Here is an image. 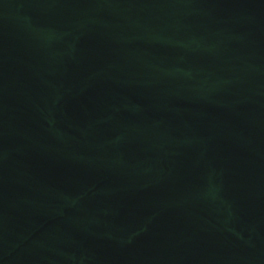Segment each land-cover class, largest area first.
I'll list each match as a JSON object with an SVG mask.
<instances>
[{"label":"water","instance_id":"1","mask_svg":"<svg viewBox=\"0 0 264 264\" xmlns=\"http://www.w3.org/2000/svg\"><path fill=\"white\" fill-rule=\"evenodd\" d=\"M0 264H264V0H0Z\"/></svg>","mask_w":264,"mask_h":264}]
</instances>
